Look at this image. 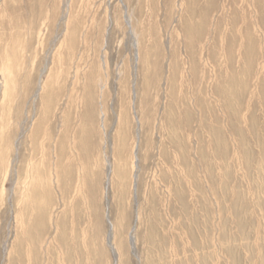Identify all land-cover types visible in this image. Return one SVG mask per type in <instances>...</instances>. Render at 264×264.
Instances as JSON below:
<instances>
[{"label":"rangeland","instance_id":"374dc122","mask_svg":"<svg viewBox=\"0 0 264 264\" xmlns=\"http://www.w3.org/2000/svg\"><path fill=\"white\" fill-rule=\"evenodd\" d=\"M0 264H264V0H0Z\"/></svg>","mask_w":264,"mask_h":264},{"label":"bare ground","instance_id":"6f19581e","mask_svg":"<svg viewBox=\"0 0 264 264\" xmlns=\"http://www.w3.org/2000/svg\"><path fill=\"white\" fill-rule=\"evenodd\" d=\"M139 216V215H138Z\"/></svg>","mask_w":264,"mask_h":264}]
</instances>
